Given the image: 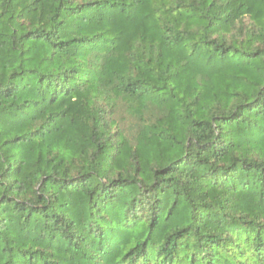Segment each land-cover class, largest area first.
<instances>
[{"label":"trees","instance_id":"obj_1","mask_svg":"<svg viewBox=\"0 0 264 264\" xmlns=\"http://www.w3.org/2000/svg\"><path fill=\"white\" fill-rule=\"evenodd\" d=\"M0 264H264V0H0Z\"/></svg>","mask_w":264,"mask_h":264}]
</instances>
